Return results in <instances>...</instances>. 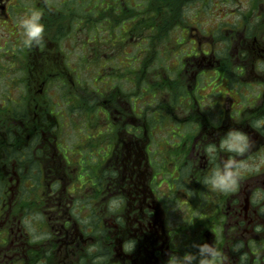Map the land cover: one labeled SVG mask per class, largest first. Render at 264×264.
<instances>
[{
  "label": "flooded vegetation",
  "instance_id": "flooded-vegetation-1",
  "mask_svg": "<svg viewBox=\"0 0 264 264\" xmlns=\"http://www.w3.org/2000/svg\"><path fill=\"white\" fill-rule=\"evenodd\" d=\"M260 118L264 0H0V264H264ZM233 129L223 193L235 154L205 149Z\"/></svg>",
  "mask_w": 264,
  "mask_h": 264
},
{
  "label": "clouds",
  "instance_id": "clouds-1",
  "mask_svg": "<svg viewBox=\"0 0 264 264\" xmlns=\"http://www.w3.org/2000/svg\"><path fill=\"white\" fill-rule=\"evenodd\" d=\"M43 13L34 9L30 13L26 14L20 21V27L23 31V45L26 48H30L34 45H39L43 39L44 24L41 23ZM261 125H264V118L256 120L252 125L253 128L259 129ZM249 137L247 134L240 130H229L220 140L219 149L214 144H209L205 151L207 154H215L218 151H224L227 153L235 154L230 156L229 159L224 163L223 170L215 169L207 176L205 183H207L213 190L220 191L223 193H235L239 189L240 181V166L234 167V157L242 156L249 149ZM264 191V190H261ZM254 203H259L257 193H253ZM259 211L264 213V207H260ZM260 227L256 228V231H260ZM136 241L134 239L126 240L123 244L124 250L132 252ZM243 247V243L239 242L233 246V251H238ZM208 253V258L201 259L199 264H221L224 257L216 247H209L204 244L200 247V256H204ZM195 257L191 254L186 253L181 259H178L176 255L169 256L167 264H183V261H192ZM247 257L242 255L240 257L241 264H244Z\"/></svg>",
  "mask_w": 264,
  "mask_h": 264
}]
</instances>
